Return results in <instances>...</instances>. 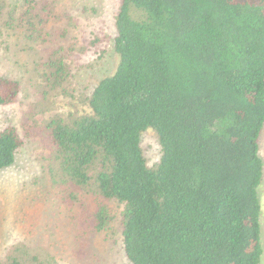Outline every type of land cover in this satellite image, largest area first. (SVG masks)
<instances>
[{
	"label": "trees",
	"instance_id": "obj_1",
	"mask_svg": "<svg viewBox=\"0 0 264 264\" xmlns=\"http://www.w3.org/2000/svg\"><path fill=\"white\" fill-rule=\"evenodd\" d=\"M39 16L31 38L45 42ZM98 46L95 37L81 51ZM113 46L115 71L67 115L44 101L76 98L69 56L56 50L37 85L49 179L65 203L81 191L95 202L76 214L83 234L117 221L131 264H261L264 0H119ZM20 90L0 75V106ZM148 129L160 144L153 165L141 146ZM24 143L15 125L0 130V171ZM6 246L0 264L55 263L45 247Z\"/></svg>",
	"mask_w": 264,
	"mask_h": 264
},
{
	"label": "rangeland",
	"instance_id": "obj_2",
	"mask_svg": "<svg viewBox=\"0 0 264 264\" xmlns=\"http://www.w3.org/2000/svg\"><path fill=\"white\" fill-rule=\"evenodd\" d=\"M119 0H0V75L21 84L18 99L0 106V130L15 125L25 139L14 164L0 171V252L6 245L24 241L42 246L55 257L54 264H131L123 251L117 221L102 233H84L76 214L95 207L91 194L78 192L75 204L65 203L47 173V139L39 111L43 101L37 85L42 83L45 63L60 49L69 56L75 73V95H52L49 114L67 115L71 104H79L98 81L113 73L119 56L113 40ZM48 17L41 25L46 41L31 38L30 23L40 24L39 14ZM99 37L97 52L84 53L90 40ZM264 158V129L261 135ZM141 146L149 165L160 157L156 133L142 134ZM264 204V182L261 187ZM118 217L119 206L110 202ZM264 229V214L262 216ZM1 255V254H0ZM264 264V257L262 263Z\"/></svg>",
	"mask_w": 264,
	"mask_h": 264
}]
</instances>
